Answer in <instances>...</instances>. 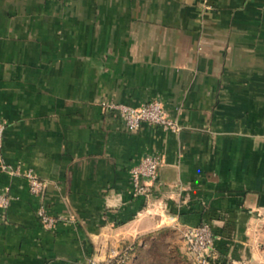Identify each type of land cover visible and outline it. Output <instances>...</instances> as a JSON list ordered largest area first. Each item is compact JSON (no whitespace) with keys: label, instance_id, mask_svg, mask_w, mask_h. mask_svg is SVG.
<instances>
[{"label":"crops","instance_id":"crops-1","mask_svg":"<svg viewBox=\"0 0 264 264\" xmlns=\"http://www.w3.org/2000/svg\"><path fill=\"white\" fill-rule=\"evenodd\" d=\"M153 100L180 132L129 131L105 109ZM0 121L6 162L50 182L41 199L0 169V264L133 246L143 264L204 223L224 264H264V0H0ZM146 155L164 165L135 196ZM43 203L64 218L53 229Z\"/></svg>","mask_w":264,"mask_h":264},{"label":"built area","instance_id":"built-area-1","mask_svg":"<svg viewBox=\"0 0 264 264\" xmlns=\"http://www.w3.org/2000/svg\"><path fill=\"white\" fill-rule=\"evenodd\" d=\"M105 109L110 113L118 115L129 131L138 130L143 123L158 126L174 133L180 132L183 128L176 120L170 117L163 103L159 100L146 102L140 107H132L121 103H107L105 104ZM5 131L6 124L0 121V169L13 176H21L27 179L30 193L43 199L50 182L40 178L33 170L23 172L6 162L3 153ZM163 165L164 162L160 156L146 155L131 169L135 196H141L149 192V188L141 184V179L145 177L153 181L156 180ZM0 202L3 206H6L8 199L0 197ZM37 217L47 229H53L58 223L64 221L63 217L49 213L44 203L40 205ZM173 220L176 222L177 218ZM262 220L264 222V212ZM181 237L187 253L193 257L195 264H224L216 249V236L209 224L187 226L181 230ZM128 250L130 248L123 251L112 250L105 260L93 258L85 264H126L128 260L126 252ZM227 264L237 263L228 262ZM240 264H248V262L243 261Z\"/></svg>","mask_w":264,"mask_h":264},{"label":"rangeland","instance_id":"rangeland-1","mask_svg":"<svg viewBox=\"0 0 264 264\" xmlns=\"http://www.w3.org/2000/svg\"><path fill=\"white\" fill-rule=\"evenodd\" d=\"M159 239L149 247L150 256L143 264H189L183 259L181 250L177 248L176 242L182 240L179 233L169 234Z\"/></svg>","mask_w":264,"mask_h":264},{"label":"trees","instance_id":"trees-1","mask_svg":"<svg viewBox=\"0 0 264 264\" xmlns=\"http://www.w3.org/2000/svg\"><path fill=\"white\" fill-rule=\"evenodd\" d=\"M39 221H40V220H39ZM136 251H137V247H134V246H133L130 250H128V251L126 252L127 257H128V260H127V263H126V264H128L129 261H130V259L133 258V256L135 255ZM181 252H182V251H181ZM181 255H183V259L186 260L187 262H189V264H195V261H194L193 257H191V256L187 253V251H186V252H185V251L182 252Z\"/></svg>","mask_w":264,"mask_h":264}]
</instances>
